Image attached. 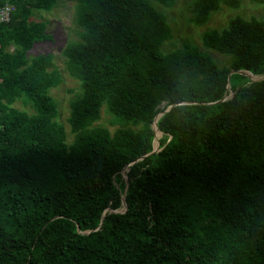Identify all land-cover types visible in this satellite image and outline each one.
I'll return each mask as SVG.
<instances>
[{
	"label": "trees",
	"instance_id": "16d2710c",
	"mask_svg": "<svg viewBox=\"0 0 264 264\" xmlns=\"http://www.w3.org/2000/svg\"><path fill=\"white\" fill-rule=\"evenodd\" d=\"M55 1L0 0L13 7L0 22V264H264V79L229 75L264 73V19L237 16L206 36L232 56L223 68L190 46L161 53L170 28L149 0H78L87 31L67 50L82 85L69 142L48 93L52 56L28 54L50 37L35 10ZM241 1L197 0L195 21ZM227 84L231 99L202 104ZM164 99L177 105L151 153ZM104 101L141 127L88 129ZM139 158L126 190L121 171Z\"/></svg>",
	"mask_w": 264,
	"mask_h": 264
},
{
	"label": "rangeland",
	"instance_id": "374dc122",
	"mask_svg": "<svg viewBox=\"0 0 264 264\" xmlns=\"http://www.w3.org/2000/svg\"><path fill=\"white\" fill-rule=\"evenodd\" d=\"M153 7L159 12L163 13L168 21L170 28V35L166 37L159 45V50L164 54H175L178 49H186L190 46L192 50H199L209 54L219 66L223 68L231 67L233 58L211 48L207 45L206 36L214 30H223L229 26L232 18L240 16L246 20L264 19V2H256L253 0H242L239 7H229L222 5V7L213 12L206 19L195 21L197 14V0H149ZM37 23L46 24L48 35L50 36L45 41H37L35 45L29 50L30 57H36L41 54L51 55L54 61V69L58 71L59 82L56 86L49 90V95L55 100L57 115L56 120L60 122L67 133V139L72 142L75 139V133L71 129L69 117L72 113L73 102L81 95L82 85L78 77L76 68L72 66L68 59V51L73 43L81 42L83 34L87 31L86 27L80 23L79 15V1L78 0H57L50 9L35 10L33 15ZM15 46H11L13 51ZM240 70L231 69L230 74ZM245 71L250 81L257 82L262 80L263 74H254L253 72ZM249 73L259 76V78H252ZM229 74V75H230ZM188 75V74H187ZM186 78L187 76H183ZM244 80H241L242 83ZM236 84V83H235ZM233 96V89L230 84H227L226 93L217 100L204 105L223 103L226 98ZM229 100V99H228ZM178 104H189L188 101H182ZM196 104V102H192ZM177 103L169 104V101L164 99L158 103L157 108L165 107L166 110L158 113L152 122V128L155 132L153 142V150H161L159 147L160 139L163 137V132L158 128L159 118L166 112L170 111ZM16 106L20 109L33 112L30 105H25L23 100H19ZM102 127L109 131L114 136L120 130L132 129L137 130L141 126L133 123L124 122L116 117L110 111L107 101H104L101 107L100 117L95 120L91 127ZM143 158V157H142ZM141 158L129 163L121 171L126 178L128 189L129 178L127 172L130 166L140 161ZM125 207L120 210L123 212Z\"/></svg>",
	"mask_w": 264,
	"mask_h": 264
},
{
	"label": "built area",
	"instance_id": "2783aa9c",
	"mask_svg": "<svg viewBox=\"0 0 264 264\" xmlns=\"http://www.w3.org/2000/svg\"><path fill=\"white\" fill-rule=\"evenodd\" d=\"M13 7L11 5H5L0 7V22H7L10 20Z\"/></svg>",
	"mask_w": 264,
	"mask_h": 264
},
{
	"label": "water",
	"instance_id": "95a60500",
	"mask_svg": "<svg viewBox=\"0 0 264 264\" xmlns=\"http://www.w3.org/2000/svg\"><path fill=\"white\" fill-rule=\"evenodd\" d=\"M238 73H241V74H246L245 73V71H243V70H240V71H237ZM233 74V72L230 74V76ZM261 79H264V77H262ZM232 98V96H230L229 98H226V99H224L223 101H227L228 99H231ZM159 150H156V149H154L151 153H154V152H158Z\"/></svg>",
	"mask_w": 264,
	"mask_h": 264
},
{
	"label": "bare ground",
	"instance_id": "6f19581e",
	"mask_svg": "<svg viewBox=\"0 0 264 264\" xmlns=\"http://www.w3.org/2000/svg\"><path fill=\"white\" fill-rule=\"evenodd\" d=\"M249 75H250L252 78H254V77H253L254 75H252V74H250V73H249ZM255 78H256V77H255ZM257 78H259V77H257Z\"/></svg>",
	"mask_w": 264,
	"mask_h": 264
}]
</instances>
